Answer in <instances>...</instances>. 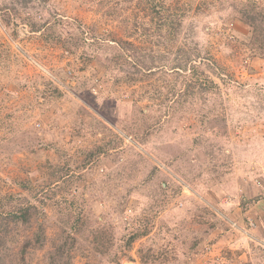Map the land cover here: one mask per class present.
I'll use <instances>...</instances> for the list:
<instances>
[{"label":"rangeland","instance_id":"1","mask_svg":"<svg viewBox=\"0 0 264 264\" xmlns=\"http://www.w3.org/2000/svg\"><path fill=\"white\" fill-rule=\"evenodd\" d=\"M246 2L264 8L0 0V196L49 195L48 240L71 199L87 227L112 234L108 254L84 249L72 264H114L113 252L132 258L122 253L119 264H141L140 248L151 264H264V58L238 17ZM164 19L182 25L172 33ZM113 54L127 63L113 64ZM133 72L147 77L131 83ZM46 162L65 169L53 183ZM26 178L31 193L17 184ZM143 224L150 233L127 251L126 235ZM27 232L8 241L7 264ZM23 264H47L46 248Z\"/></svg>","mask_w":264,"mask_h":264},{"label":"trees","instance_id":"2","mask_svg":"<svg viewBox=\"0 0 264 264\" xmlns=\"http://www.w3.org/2000/svg\"><path fill=\"white\" fill-rule=\"evenodd\" d=\"M152 11H155L156 14L160 13V11L155 8V5L152 6ZM238 17L240 21L249 27L251 33L249 45L254 49L255 55L264 58V8L256 5L254 2H246L239 8ZM176 21L171 19L167 21L164 19L161 21V26L166 28H168V26L172 27L173 30H171V32L174 33L182 25V22L179 20ZM35 27V23H33L31 28L34 29ZM111 61L119 67L126 64L128 60L121 54H113ZM138 72H141V70H138ZM138 72H133L128 76V80L131 83L140 82L147 77V75L135 76L134 74ZM191 73L197 77L203 75V71L196 65L191 66ZM197 79L198 78H195L194 82H197ZM187 86L194 87L191 82L187 83ZM210 86H212V84H210ZM215 87L217 88L216 85L212 86L213 89H216ZM143 123L145 124V122ZM147 125L149 127L152 123L150 122ZM132 131L137 132L135 129ZM94 153H96V151L88 153L86 159H90ZM40 169H43V173H46L47 177H45L49 183H53L55 180L60 179L63 176L62 173L65 172L63 167L52 165L50 162L41 165ZM17 184L21 191H28L31 193L34 190L35 183L30 178L18 181ZM49 198V195H44L30 201V196L24 192L9 193L0 196V264H7V261L11 260V256L5 253L6 247L8 241L19 228L28 232L23 236L14 253L13 259L16 264H23L28 253L45 248L47 264H72L76 253L80 252L83 254L84 249L89 255H105L109 253V250L113 246L111 243L112 234L103 229H92L87 227L89 215L79 210L77 207L72 208L74 204L73 199L69 200L70 203L66 206L56 210L58 213L56 214L57 219L55 221L57 229L53 238L48 240L46 227L49 225V217L46 215L44 205ZM63 208L67 210H63ZM87 228L89 231L84 233ZM151 229L152 225L143 224V226H138L129 231L125 239V249L127 251L131 250L134 241L149 234ZM78 234L84 235L86 240L89 239L88 246L85 244L82 246V244L79 243L77 240ZM113 253L114 254L111 255L110 258L114 264H119L120 258L123 257L121 255L122 253H124V257L127 259H132L127 252H120L119 254H117V252ZM137 254L141 264H151L150 261L154 259L149 253L143 252L142 248L137 249Z\"/></svg>","mask_w":264,"mask_h":264}]
</instances>
